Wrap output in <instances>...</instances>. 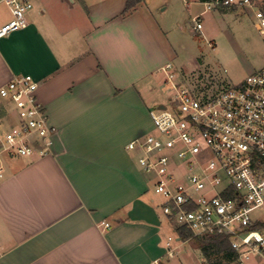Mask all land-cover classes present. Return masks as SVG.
<instances>
[{
    "label": "crops",
    "instance_id": "0c3cea01",
    "mask_svg": "<svg viewBox=\"0 0 264 264\" xmlns=\"http://www.w3.org/2000/svg\"><path fill=\"white\" fill-rule=\"evenodd\" d=\"M27 1V25L0 38V88L32 76L57 134L48 156L1 157L0 264H213L197 241L207 236L183 240L174 225L176 256H166L161 203L128 148L153 129L147 100L163 68L176 70L150 1L128 13L131 0ZM10 20L0 0V28ZM218 30L243 58L239 83L264 68V38L244 51L234 30ZM215 46L222 64L230 56ZM10 110L0 103V131Z\"/></svg>",
    "mask_w": 264,
    "mask_h": 264
},
{
    "label": "built area",
    "instance_id": "2783aa9c",
    "mask_svg": "<svg viewBox=\"0 0 264 264\" xmlns=\"http://www.w3.org/2000/svg\"><path fill=\"white\" fill-rule=\"evenodd\" d=\"M4 2L11 20L0 28V38L23 29L33 8L27 0ZM204 5L206 12L255 10L256 28L264 38V14L251 0ZM201 18L193 19L194 31L203 29ZM162 71L169 102L149 111L152 131L128 146L139 153L140 169L163 199L161 213L193 237H227L237 255L235 264H264V68L214 95L190 90L171 64ZM38 89L30 75L14 76L0 88V103H8L13 115V123L0 131V161L3 156L41 158L52 152L57 132ZM174 241L169 236L165 243L169 259L176 256ZM152 264L166 263L159 258Z\"/></svg>",
    "mask_w": 264,
    "mask_h": 264
},
{
    "label": "rangeland",
    "instance_id": "374dc122",
    "mask_svg": "<svg viewBox=\"0 0 264 264\" xmlns=\"http://www.w3.org/2000/svg\"><path fill=\"white\" fill-rule=\"evenodd\" d=\"M150 5L146 7L144 1L142 7H146L148 15L156 26L161 31L163 40L169 49L175 72L178 80L186 85L190 90L205 95H214L224 87L229 86L242 80L241 64L242 56L238 55L237 59L233 60V48L221 38L217 36L219 28H230L234 30L237 36H240L243 50L255 39L262 38L256 30L255 10L252 14L249 13V8L237 10L236 13L230 15H221L216 11H207V14L202 16L203 29L194 31L193 19L200 12L206 9V6L197 0H149ZM256 9L264 14V0H251ZM236 8H220L218 11L232 12ZM215 41H212L214 40ZM223 52L229 54V60L218 64L215 62L214 54L217 47ZM228 57V56H227ZM232 58V59H231ZM228 61V64H226ZM165 76L159 75V79L152 92L148 96V106L155 108L159 105H164L169 102L165 95ZM3 129V128H2ZM3 131H5L3 129ZM158 203H162L163 199L155 195ZM164 226L169 231L170 236L175 237L173 226L164 219ZM213 264H231L221 254L210 255ZM253 261L247 262L252 264Z\"/></svg>",
    "mask_w": 264,
    "mask_h": 264
},
{
    "label": "trees",
    "instance_id": "16d2710c",
    "mask_svg": "<svg viewBox=\"0 0 264 264\" xmlns=\"http://www.w3.org/2000/svg\"><path fill=\"white\" fill-rule=\"evenodd\" d=\"M201 3H207L211 0H198ZM142 0H131L128 3V6L126 8V12L128 13L131 11L138 3H141ZM181 239L188 240L190 238L196 239L193 237L191 232L186 231L184 229H179L178 231ZM199 243V247L203 251L206 257H210L212 253L215 255L224 254L226 257H229L231 261H234L237 259V255L231 248V244L229 242V239L225 236H207L206 238L197 239Z\"/></svg>",
    "mask_w": 264,
    "mask_h": 264
}]
</instances>
